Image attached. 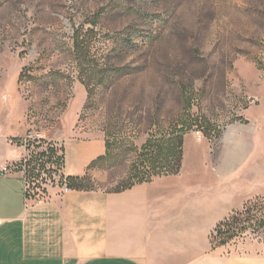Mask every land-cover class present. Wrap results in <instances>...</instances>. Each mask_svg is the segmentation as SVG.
<instances>
[{"label": "rangeland", "instance_id": "rangeland-1", "mask_svg": "<svg viewBox=\"0 0 264 264\" xmlns=\"http://www.w3.org/2000/svg\"><path fill=\"white\" fill-rule=\"evenodd\" d=\"M260 70L264 0H0V118L21 111L41 135L21 163L34 197L65 186L122 190L166 169L160 156L175 149L158 141L176 131H189L182 156L191 159V130L216 135L238 120ZM64 127L109 146L75 185L56 136ZM256 205L214 238L264 236Z\"/></svg>", "mask_w": 264, "mask_h": 264}, {"label": "crops", "instance_id": "crops-1", "mask_svg": "<svg viewBox=\"0 0 264 264\" xmlns=\"http://www.w3.org/2000/svg\"><path fill=\"white\" fill-rule=\"evenodd\" d=\"M259 73L248 81L251 101L238 120L216 135L191 130L197 149L191 159L182 157L177 171L119 191L65 186L47 198L29 195L22 140L38 131L25 124L21 111L5 112L0 264H264V236L214 238L237 212H258L256 203L264 210V71ZM71 133L74 127L56 134L63 139L64 174L83 177L105 158L106 140Z\"/></svg>", "mask_w": 264, "mask_h": 264}, {"label": "trees", "instance_id": "trees-1", "mask_svg": "<svg viewBox=\"0 0 264 264\" xmlns=\"http://www.w3.org/2000/svg\"><path fill=\"white\" fill-rule=\"evenodd\" d=\"M188 130H182V131H176L174 133H172L170 135V137L168 138H165V139H160L158 142L159 144L157 145V147H163V143H166L168 145V148H173L175 149V154H170L171 156H163L161 155L160 159H166L167 160V167L166 169H162L160 172H157V173H154V174H148L147 176H142L138 179L137 182H141V181H144V180H148L150 178H152L153 176L155 175H158V174H161L163 172H168V171H177L179 168H180V165H181V160H182V153H183V134L185 132H187ZM209 134V133H208ZM207 135V134H206ZM157 141V140H156ZM156 141H152V144ZM151 143V141H150ZM107 144V153H106V156L108 154V149H109V146H108V143L106 142ZM166 145V146H167ZM49 152L51 154H54L55 150L54 149H49ZM41 155L42 156H45L47 155V153L45 151L41 152ZM174 155V156H172ZM105 157V156H104ZM62 161H64V155L62 154ZM26 174V173H25ZM27 177V175H26ZM87 178V175L86 176H83V177H80V176H68V179L70 180V184L71 185H75V183L77 182H81L83 179H86ZM28 179V178H27ZM136 182V183H137ZM135 184V183H134ZM133 185V184H132ZM131 186V185H130ZM70 188H74L73 186ZM29 194V193H28ZM249 211V210H247ZM263 224V223H262Z\"/></svg>", "mask_w": 264, "mask_h": 264}, {"label": "built area", "instance_id": "built-area-1", "mask_svg": "<svg viewBox=\"0 0 264 264\" xmlns=\"http://www.w3.org/2000/svg\"><path fill=\"white\" fill-rule=\"evenodd\" d=\"M40 134L37 133H32L30 132L24 139H23V144L26 146L27 141L31 140V139H39L40 138ZM1 223V220H0Z\"/></svg>", "mask_w": 264, "mask_h": 264}]
</instances>
